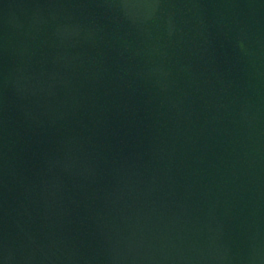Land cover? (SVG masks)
<instances>
[{
    "label": "water",
    "instance_id": "95a60500",
    "mask_svg": "<svg viewBox=\"0 0 264 264\" xmlns=\"http://www.w3.org/2000/svg\"><path fill=\"white\" fill-rule=\"evenodd\" d=\"M0 264H264V0H0Z\"/></svg>",
    "mask_w": 264,
    "mask_h": 264
}]
</instances>
